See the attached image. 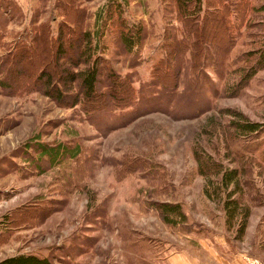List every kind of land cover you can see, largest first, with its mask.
I'll use <instances>...</instances> for the list:
<instances>
[{
	"label": "rangeland",
	"instance_id": "374dc122",
	"mask_svg": "<svg viewBox=\"0 0 264 264\" xmlns=\"http://www.w3.org/2000/svg\"><path fill=\"white\" fill-rule=\"evenodd\" d=\"M70 4L80 25L67 22L73 32L64 28L49 87L30 84L31 54L0 67V259L264 264V65L244 79L264 44V0H187L186 11L179 0ZM63 5L0 0V62L27 28L45 22L56 34ZM213 12L228 28L224 49ZM193 21L203 24L196 39ZM75 28L88 32L87 42L74 38ZM85 56L86 64L98 60L97 91H108L113 74L129 80V105L84 110L77 81L66 87L59 76L63 67L83 68L75 62ZM162 74L165 85L154 77ZM56 142L78 153L50 163L36 144ZM232 168L236 181L225 186L221 174ZM166 203L183 215L164 220Z\"/></svg>",
	"mask_w": 264,
	"mask_h": 264
},
{
	"label": "trees",
	"instance_id": "16d2710c",
	"mask_svg": "<svg viewBox=\"0 0 264 264\" xmlns=\"http://www.w3.org/2000/svg\"><path fill=\"white\" fill-rule=\"evenodd\" d=\"M70 3L71 0H64V5L62 6V10H63L62 14L64 16L63 17L64 20H57L56 34L54 35L50 34L49 25L45 22H41L37 24V26H32L31 29L27 28L26 30H24L25 32L23 34L16 36L12 49L7 50V52L3 55V58L1 60L3 62L2 63L0 62V67L2 66V64H4L7 61H11L15 63L18 57L21 58L27 54H31V56H28V60L30 61H28L26 67L27 66L29 67V64L31 66L29 70L25 72L28 73V75H30L31 77H33L32 83L30 82V84L33 83L38 84V82L39 83L41 82L42 84L44 83L45 87H49L50 84L53 83L50 64L51 63L55 64L56 59L57 60L60 59L65 51V45L63 42L64 33H65L64 28L71 30V32H73V29L69 27V24H67V22L69 21L77 25L80 22L79 16L77 15L72 16V14L69 13V12H73ZM186 4H187V0H179L180 8H183V11H186ZM1 8L4 12L5 8L4 7ZM189 15L190 13L185 12L184 18L189 17ZM210 15L211 16L209 17L210 19L209 21L218 22L219 24L217 26L218 28L219 27L221 28V34H227L224 43H221L219 48L224 49L225 47H229L230 39L227 33L228 28L227 26L223 27L224 15L217 14L215 12L211 13ZM74 16L78 17V19L77 18L74 19L73 18ZM191 27L194 29L193 33H196V31L198 32V35L196 34L195 39L198 38L201 31H203V24L199 25L198 22L195 23V21H193V23H191ZM209 29L211 28L209 27ZM75 30H77V28H75ZM74 34H75L74 38L77 41L78 40L86 41L88 36V32L85 29L82 30L79 29ZM71 36H66L65 38H70ZM126 37L127 36H124L123 39L128 41ZM129 44L130 43H128L127 45L130 46ZM83 47L84 48H81L76 54L78 59H80V56L84 55V53L86 52L85 50L89 49V46L87 44H84ZM257 51H258L257 52L258 60L253 65L250 66L249 72L245 74L244 79H246L257 68L262 67L264 65V44ZM87 60L88 57L85 56L83 60H77V62H75V64L79 62L85 63V66L83 68H80L78 70H69L63 67V72L60 71L63 74L61 75L59 74L60 75L59 79L60 78L62 79L63 85L66 87H69L74 80L77 81V85L80 90V95L82 98L81 104L84 107L85 111L97 112L106 109L107 106L110 105L116 107H125L133 101L135 97L133 86L131 85L129 80L127 81L125 78L121 79L116 74H113L112 78H110L109 80L110 83L107 92L97 91L96 84L99 75V69L97 64L98 60L96 58H93L89 63L86 64ZM158 63H162V66L164 68L163 72L164 74H167V71L170 69L168 61H166V59L165 60L160 59L158 60ZM75 64H72L73 67L75 66ZM164 74L160 76L155 75L154 77L156 79V82L165 85L166 84L165 80H164L165 83L161 82ZM3 82L4 81L0 80V84H3ZM175 83L176 81L174 82V85ZM12 85L14 86L15 84ZM53 95L56 99H59L61 97L60 90L56 88ZM73 103H76V100ZM240 126L244 127L248 131H252L257 128V124L254 122H244L240 124ZM36 147L38 148L39 153L41 155H45V157L48 159L50 163H54L55 161H58L60 158L64 156L74 157L78 153V149H79L78 145L69 146L66 143H62V142H56L53 146L36 144ZM235 181H236V177H235L234 168L227 169L222 172L221 182L225 186L228 183L230 182L234 183ZM231 202L232 200L226 201L224 204L225 207H227ZM163 205L164 207L161 208V211L163 212L164 220L170 221L172 215L174 214L183 215L182 212L179 210L177 204L166 203ZM233 207H234V203L233 206L229 207V209L231 208L232 210ZM229 213L230 210L228 211V214ZM0 264H53V263L46 256H38L32 253H18L1 258Z\"/></svg>",
	"mask_w": 264,
	"mask_h": 264
},
{
	"label": "built area",
	"instance_id": "2783aa9c",
	"mask_svg": "<svg viewBox=\"0 0 264 264\" xmlns=\"http://www.w3.org/2000/svg\"><path fill=\"white\" fill-rule=\"evenodd\" d=\"M251 264H260L257 259L252 258L250 261ZM262 264V263H261Z\"/></svg>",
	"mask_w": 264,
	"mask_h": 264
}]
</instances>
